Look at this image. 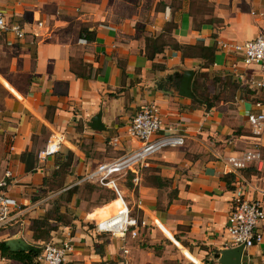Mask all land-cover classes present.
I'll list each match as a JSON object with an SVG mask.
<instances>
[{
	"label": "crops",
	"instance_id": "0c3cea01",
	"mask_svg": "<svg viewBox=\"0 0 264 264\" xmlns=\"http://www.w3.org/2000/svg\"><path fill=\"white\" fill-rule=\"evenodd\" d=\"M0 9L25 32L18 38L0 30V179L11 173L5 191L19 204L0 228V241L21 237L32 244L31 221L51 201L73 186L79 191L98 164L139 147L127 128L152 102L163 119L152 138L175 133L185 142L150 157L138 184L132 172L128 180L117 177L132 215L145 221L138 234L124 243L98 232L96 223L119 208L117 195L119 204L103 215L99 209L113 199L83 211L69 206L78 205L77 191L68 203L70 223L58 226L50 241H71L67 264H160L144 250L157 243L176 248L183 264H219L215 254L230 248L232 191L241 187L264 208V166L234 170L226 162L252 148L264 154V124L256 134L248 121L250 113L264 112V87L253 83L264 77V64L245 65L220 44L255 38L264 0H0ZM204 46L214 50L208 67H202ZM187 70L191 91L198 71L217 79L211 91L222 94L211 108L193 91L179 94ZM52 132L62 134L61 150L40 160ZM152 174L168 179L167 194ZM260 230L263 241L245 249L243 259L264 260V220ZM129 243L139 249V261L128 259ZM0 264L19 263L0 257Z\"/></svg>",
	"mask_w": 264,
	"mask_h": 264
},
{
	"label": "built area",
	"instance_id": "2783aa9c",
	"mask_svg": "<svg viewBox=\"0 0 264 264\" xmlns=\"http://www.w3.org/2000/svg\"><path fill=\"white\" fill-rule=\"evenodd\" d=\"M0 30L10 31L18 38L25 35L23 28L18 23L6 21L2 9H0ZM220 48L238 54L245 65L264 64V24L258 35L246 43L223 42L220 44ZM253 83L257 87H264V77ZM248 121L253 127V132L259 134L264 124V112L250 113ZM162 125L163 119L159 107L152 102L146 103L133 116L127 128L128 135L140 142L139 147L121 157L98 164L94 170L82 178L83 181L95 182L112 188L120 201V206L114 214L96 223L98 232L121 237L125 243L127 235L135 237L138 234V227L145 224V221L132 215V210L121 194L117 177L132 172V182L137 184L141 180V171L150 157L162 149L184 144L185 136L175 133L164 134L153 139L152 137L160 131ZM62 144V134L52 132L48 136L44 148L38 152V158L44 160L59 153ZM226 162L234 170L245 169L250 163H255L256 168L262 169L264 154L259 149L252 148L242 151L238 155L228 156ZM9 177H11V173L7 171L5 177L0 179V228L9 221L13 211L19 208L18 202L5 191L6 179ZM232 192V209L226 225L229 237L228 246L235 247L242 244L245 250L263 241L260 223L264 220V208L259 200L246 199L241 187H236ZM71 251L70 240L48 241L42 243L37 259L41 264H67V256ZM121 252L126 255L128 248L122 245Z\"/></svg>",
	"mask_w": 264,
	"mask_h": 264
},
{
	"label": "trees",
	"instance_id": "16d2710c",
	"mask_svg": "<svg viewBox=\"0 0 264 264\" xmlns=\"http://www.w3.org/2000/svg\"><path fill=\"white\" fill-rule=\"evenodd\" d=\"M85 35L89 37L88 32ZM202 50L204 52L205 59L202 67H208L214 62V50L213 48L207 46L202 47ZM174 81L175 80H172V82H170V86L174 83ZM216 81L217 79L215 77L209 78V75L206 71H198L192 83V91L194 95L199 100H202L207 109L211 108L215 100L218 99V97L222 94L221 92L215 94V92L211 91V86H213ZM160 86H162V82L157 84V87ZM205 98H208V101H206ZM28 154H32V152H29ZM150 180L159 189L164 188L169 184L167 178L161 177L158 174H152L150 176ZM77 191L78 187L73 186L59 194L55 198V204L51 209H46L44 215L34 218L31 221L29 228L32 231L33 241L32 244L29 245L28 250L12 251L6 245L5 241H0V257L13 260L19 264H39V262H37V257L40 252H38V249L41 248L42 243L50 241L52 237L51 233L57 229L58 226L67 225L70 223V219L66 217V205L70 202L72 196L77 193ZM112 199H114V196L110 197L108 200H106V202ZM62 207H64V212L61 210Z\"/></svg>",
	"mask_w": 264,
	"mask_h": 264
},
{
	"label": "rangeland",
	"instance_id": "374dc122",
	"mask_svg": "<svg viewBox=\"0 0 264 264\" xmlns=\"http://www.w3.org/2000/svg\"><path fill=\"white\" fill-rule=\"evenodd\" d=\"M148 161V160H147ZM147 168L143 167L142 171H141V178L142 175L145 174L144 171H146ZM148 172V171H147ZM129 175V174H128ZM128 175H123V177H121V179L119 181H122V178H127ZM120 177V176H119ZM129 178H127L128 180ZM126 180V181H127ZM125 184H129L128 182L123 181ZM132 182V181H131ZM139 183V182H138ZM137 183V184H138ZM94 185V184H93ZM136 185V184H134ZM120 186V185H119ZM132 186V185H129ZM80 190L78 191V193L76 194L79 199V201L77 202V204H67L66 208H67V212H66V217L68 219H71L72 214H70V209L68 208L76 206L77 208L79 207V209L83 210V211H88V212H94V210L98 207L104 206L105 204L111 202L107 201L110 197L114 196V201H112L111 203L105 205L104 207L99 209V212L102 213L103 215H108L113 211V207L117 206L119 204L118 200L116 199V193L113 191L112 188L109 187H104V186H97L94 187L91 185V183L89 182H83L80 185ZM167 194V187H164V192H161V195H165ZM169 194V193H168ZM172 193L170 192V195ZM73 198V197H72ZM54 200L51 201V203H49L47 205L48 209H51L54 205ZM69 205V206H68ZM115 205V206H114ZM65 207V206H64ZM64 207H62V210H64ZM99 212L95 215V217L100 216ZM99 219V217H98ZM134 244L129 243V247H130V254L128 256V259L130 257V259L132 261H139V249L137 247H134ZM138 246V244H137ZM153 247V248H152ZM147 252H149L148 254V259L150 260H157L159 261L160 264H183V257L180 256L179 252H177L176 248H173L171 246H166L165 244H155L153 246H151L150 248H146L144 249ZM250 258H252V261H247V258L243 259V264H264V260H261L260 257H257L256 255H252Z\"/></svg>",
	"mask_w": 264,
	"mask_h": 264
},
{
	"label": "water",
	"instance_id": "95a60500",
	"mask_svg": "<svg viewBox=\"0 0 264 264\" xmlns=\"http://www.w3.org/2000/svg\"><path fill=\"white\" fill-rule=\"evenodd\" d=\"M192 74L193 72L191 70H187L182 76L180 84L178 85L180 95L185 97L193 96L191 91ZM93 120L95 121L94 127L99 126L98 117H95ZM5 243L12 251L29 249L28 243L21 237L9 238L5 240ZM39 251L40 248L38 249V252ZM243 255L244 249L241 244L239 246L225 248L221 250L220 253H216L215 257L217 258L219 264H243Z\"/></svg>",
	"mask_w": 264,
	"mask_h": 264
}]
</instances>
